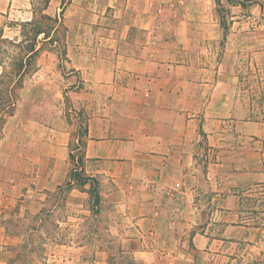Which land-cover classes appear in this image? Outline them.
Returning <instances> with one entry per match:
<instances>
[{"label":"crops","instance_id":"0c3cea01","mask_svg":"<svg viewBox=\"0 0 264 264\" xmlns=\"http://www.w3.org/2000/svg\"><path fill=\"white\" fill-rule=\"evenodd\" d=\"M226 2L74 0L66 71L37 44L28 72L29 12L0 0V92L17 95L0 184L24 213L53 197L74 217L90 185L65 184L87 128L103 264H264V0ZM12 237L0 227V264Z\"/></svg>","mask_w":264,"mask_h":264},{"label":"rangeland","instance_id":"374dc122","mask_svg":"<svg viewBox=\"0 0 264 264\" xmlns=\"http://www.w3.org/2000/svg\"><path fill=\"white\" fill-rule=\"evenodd\" d=\"M73 1L16 0L17 4L25 5L28 10L26 11L29 12L23 16L31 18V21L38 20L42 28L51 30V36L45 39V35L41 34L36 45H40L43 51L53 52L65 71L68 67L66 62L68 20L73 15L71 10ZM220 1L221 5L227 3L226 0ZM43 15L58 17L59 23L46 20ZM35 28L27 22L23 23V32L28 41L25 44L26 48H22V53L29 48V40L33 38L32 32ZM10 53L18 56L19 49L11 47ZM35 58L34 56L28 58V72L36 67ZM7 61L11 63L10 60ZM65 194L66 191H63L60 197ZM45 203L39 217L28 216L24 211L29 208V204L17 197L13 199L11 192L0 184V227L6 226L13 235L11 245L13 248L7 250L11 254L9 264H103L101 253L103 242L109 241V236L103 232V228L99 229L97 220L92 217L93 213L99 211L100 205L93 204L90 192L87 196H76L74 202L68 206V209L74 212V217L70 220L57 219L52 212L66 210L65 203L57 204L53 197H47ZM88 211L92 213H85ZM58 220L60 222H57ZM4 257L5 254L0 256Z\"/></svg>","mask_w":264,"mask_h":264},{"label":"trees","instance_id":"16d2710c","mask_svg":"<svg viewBox=\"0 0 264 264\" xmlns=\"http://www.w3.org/2000/svg\"><path fill=\"white\" fill-rule=\"evenodd\" d=\"M220 1V0H218ZM43 18L46 20L52 21L55 24L59 23L58 17H52L50 15H43ZM38 21V20H37ZM36 20L27 21L28 25L35 26L36 28L33 30V38L29 40V48H27L28 52L31 54L29 55V58L32 57L36 52V43L39 41V36L41 34L45 35V39L49 38L51 36V30L42 28L41 25H39V22ZM225 31L227 30V26L224 27ZM13 86L11 89L9 88L10 92L7 91L0 92V136L2 133V128L4 123L6 122L7 116L12 115L14 112V108L17 103V95L14 93ZM87 128H82L79 130V140L78 143L74 144L71 149L70 158L73 163V167L70 170L69 173V180L65 184V188L67 190L72 189L74 186L84 187L86 184L90 185L89 192L92 197V202L95 206H99L101 203V194H100V188H99V180L96 177L87 176L83 171L77 170V163L82 165L83 161V155L80 154V151L83 147V136L86 135ZM79 151V153H78Z\"/></svg>","mask_w":264,"mask_h":264},{"label":"built area","instance_id":"2783aa9c","mask_svg":"<svg viewBox=\"0 0 264 264\" xmlns=\"http://www.w3.org/2000/svg\"><path fill=\"white\" fill-rule=\"evenodd\" d=\"M76 167H77V170H79V171L82 170L80 164L77 163Z\"/></svg>","mask_w":264,"mask_h":264}]
</instances>
